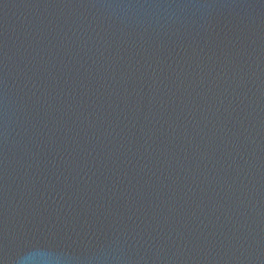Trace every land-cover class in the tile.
Returning <instances> with one entry per match:
<instances>
[{"label":"water","instance_id":"water-1","mask_svg":"<svg viewBox=\"0 0 264 264\" xmlns=\"http://www.w3.org/2000/svg\"><path fill=\"white\" fill-rule=\"evenodd\" d=\"M32 249L264 264L260 0H0V264Z\"/></svg>","mask_w":264,"mask_h":264},{"label":"clouds","instance_id":"clouds-1","mask_svg":"<svg viewBox=\"0 0 264 264\" xmlns=\"http://www.w3.org/2000/svg\"><path fill=\"white\" fill-rule=\"evenodd\" d=\"M39 254H40V252L37 249H32V250L26 251L24 254L19 255L17 257L15 264H33L37 255H39ZM45 255L49 260L55 259V257L51 253H47Z\"/></svg>","mask_w":264,"mask_h":264},{"label":"snow or ice","instance_id":"snow-or-ice-1","mask_svg":"<svg viewBox=\"0 0 264 264\" xmlns=\"http://www.w3.org/2000/svg\"><path fill=\"white\" fill-rule=\"evenodd\" d=\"M260 4L264 6V0H260Z\"/></svg>","mask_w":264,"mask_h":264}]
</instances>
